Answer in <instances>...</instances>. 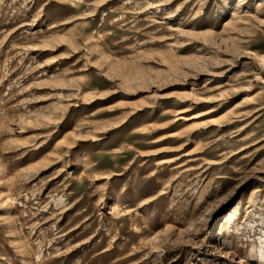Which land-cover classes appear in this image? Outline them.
Listing matches in <instances>:
<instances>
[{"label":"rangeland","instance_id":"1","mask_svg":"<svg viewBox=\"0 0 264 264\" xmlns=\"http://www.w3.org/2000/svg\"><path fill=\"white\" fill-rule=\"evenodd\" d=\"M0 264H264V0H0Z\"/></svg>","mask_w":264,"mask_h":264},{"label":"bare ground","instance_id":"2","mask_svg":"<svg viewBox=\"0 0 264 264\" xmlns=\"http://www.w3.org/2000/svg\"><path fill=\"white\" fill-rule=\"evenodd\" d=\"M232 222V219H230V221L228 222L229 224Z\"/></svg>","mask_w":264,"mask_h":264}]
</instances>
